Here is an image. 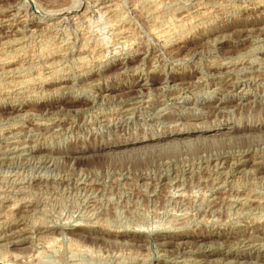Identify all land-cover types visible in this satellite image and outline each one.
I'll return each instance as SVG.
<instances>
[{
  "label": "rangeland",
  "instance_id": "1",
  "mask_svg": "<svg viewBox=\"0 0 264 264\" xmlns=\"http://www.w3.org/2000/svg\"><path fill=\"white\" fill-rule=\"evenodd\" d=\"M0 33V264H264V0H0Z\"/></svg>",
  "mask_w": 264,
  "mask_h": 264
},
{
  "label": "bare ground",
  "instance_id": "2",
  "mask_svg": "<svg viewBox=\"0 0 264 264\" xmlns=\"http://www.w3.org/2000/svg\"><path fill=\"white\" fill-rule=\"evenodd\" d=\"M155 1H156V0H155ZM27 6H28V5H27ZM158 6H159V5H158ZM11 9H12V8H11ZM97 10H98V9H97ZM36 11H37V10H36ZM99 11H100V10H99ZM102 13H103V12H102ZM79 15H80V14H79ZM82 15H83V14H82ZM103 15H104V14H103ZM20 17H21V16H20ZM65 17H66V16H65ZM74 17H75V16H74ZM97 17H98V16H97ZM104 17H105V16H104ZM122 18H123V17H122ZM12 19H13V18H12ZM14 19H15V18H14ZM169 20H170V19H169ZM61 22H62V21H61ZM55 23H56V22H55ZM114 23H115V22H114ZM13 24H14V22H13ZM112 24H113V23H112ZM170 24H171V23H170ZM173 24H174V23H173ZM4 25H5V24H4ZM11 25H12V24L10 23V26H11ZM106 25H107V24H106ZM102 26H103V25H102ZM111 26H112V25H111ZM167 26H168V25H167ZM172 26H174V25H172ZM5 27H6V26H5ZM168 27H169V26H168ZM15 28H16V27H15ZM95 28H96V27H95ZM113 28H114V27H113ZM174 28H175V27H174ZM174 28H173V30H174ZM181 28H182V27H181ZM152 29H153V28H152ZM158 30H159V29H158ZM158 30H156V31H158ZM10 31H11V30H10ZM15 31H16V30H15ZM105 31H106V30H105ZM12 32H13V31H12ZM16 32H17V31H16ZM162 32H163V31H162ZM166 33H167V32H166ZM166 33H164V34H166ZM173 33H174V32H173ZM175 33H176V32H175ZM0 34H1V33H0ZM168 34H169V33H168ZM1 35H2V34H1ZM158 37H159V36H158ZM168 37H169V36H168ZM170 37H171V36H170ZM17 38H18V37H17ZM6 39H7V38H6ZM103 39H104V38H103ZM108 39H109V38H108ZM7 41H8V40H7ZM14 41H15V40H14ZM16 41H17V40H16ZM1 42H2V41H1ZM103 42H106V41H103ZM6 43H7V42H6ZM13 43H14V42H13ZM15 43H16V42H15ZM106 43H107V42H106ZM117 43H118V42H117ZM124 43H125V42H124ZM164 43H165V42H164ZM0 44H1V43H0ZM123 45H124V44H123ZM165 45H166V44H165ZM99 46H100V45H99ZM45 49H46V48H45ZM59 49H60V48H59ZM116 49H117V48H116ZM56 50H57V48H56ZM0 52H1V51H0ZM41 52H42V51H41ZM50 52H51V50H50ZM53 52H54V51H53ZM0 54H1V53H0ZM8 54H9V53H8ZM41 54H42V53H41ZM13 57H14V56H13ZM13 57H12V59H14ZM9 59H11V57H10ZM16 59H17V58H16ZM0 60H1V59H0ZM2 61H3L2 63H4L6 66L8 65V68L10 67L9 64L12 62V60H11V61H8L6 58L3 59V56H2ZM12 64H13V63H12ZM1 66H2V65H1ZM6 66H5V67H6ZM12 66H13V65H12ZM11 68H12V67H11ZM11 68H10V70H11ZM2 69H3V67L1 68V70H2ZM16 69H17V68H16ZM19 69H20V68H19ZM19 69H18V70H19ZM4 70H6V69H4ZM7 70H8V69H7ZM40 71H41V70H40ZM10 72H11V71H10ZM26 75H27V74H26ZM37 76H38V74H37ZM39 77H40V75H39ZM37 78H38V77H37ZM40 78H41V77H40ZM40 78H39V79H40ZM46 79H47V78H46ZM46 79H45V80H46ZM33 80H34V79H33ZM45 80H44V81H45ZM13 82H14V81H13ZM46 82H47V81H46ZM59 82H60V81H59ZM149 83H150V82H149ZM137 84H138V85H141V86L146 85L145 83H142L141 80H140V82L137 83ZM61 86H62V85H61ZM141 86H140V87H141ZM60 88H61V87H60ZM39 175H40V174H39ZM17 241H18V240H17ZM19 242H20V241H19ZM15 243H16V241H15Z\"/></svg>",
  "mask_w": 264,
  "mask_h": 264
}]
</instances>
